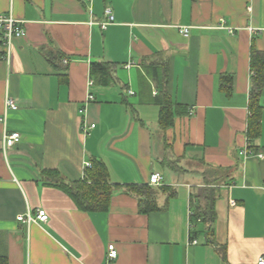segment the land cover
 <instances>
[{
  "label": "crops",
  "instance_id": "obj_1",
  "mask_svg": "<svg viewBox=\"0 0 264 264\" xmlns=\"http://www.w3.org/2000/svg\"><path fill=\"white\" fill-rule=\"evenodd\" d=\"M107 8L114 23L102 30ZM2 16L26 32L8 50L0 29L6 264H259L264 159L239 153L249 144L264 155V89L260 132L254 140L248 135L252 53L264 55V0H0ZM180 27L191 28L188 38ZM58 54L54 65L48 56ZM92 63L108 64L115 81L95 83ZM149 66L163 72L185 112L167 130L158 123ZM7 97L18 110L6 108ZM84 124L95 128L86 133ZM12 132L22 140L8 149L4 136ZM93 160L105 164L114 185L107 212L79 210L44 178L57 170L67 183L78 181ZM154 173L161 186L149 185ZM206 180L217 196L211 239L226 260L207 243L202 223L190 228L191 195ZM148 185L158 209L143 214L128 187ZM39 209L47 223L18 220ZM110 245L118 251L113 261Z\"/></svg>",
  "mask_w": 264,
  "mask_h": 264
},
{
  "label": "trees",
  "instance_id": "obj_2",
  "mask_svg": "<svg viewBox=\"0 0 264 264\" xmlns=\"http://www.w3.org/2000/svg\"><path fill=\"white\" fill-rule=\"evenodd\" d=\"M52 64L60 60L57 56H48ZM251 68L254 71L252 79L251 97L249 103L250 117L248 121V135L254 140L261 127V105L260 97L264 89V55L253 51L251 59ZM147 73L153 77L157 83L158 94L154 98V103L161 109L159 117V126L163 130L172 128L177 117L185 114L183 109L176 103L167 89V80L163 72L157 67H146ZM91 78L95 83L110 85L115 81L112 68L106 63H92L90 68ZM231 93V85L228 86ZM171 166H174L172 164ZM46 184L54 186L66 193L76 204L77 208L84 212H107L110 208L114 185L110 183L109 173L105 164L101 161L93 160L90 167H87L82 179L67 183L61 174L57 171L44 172ZM207 181V180H206ZM213 183L207 181L204 188L194 189L191 195V215L190 223L194 228L202 223L206 227L207 243L213 244L217 250L222 253L226 260V253L219 248L213 237L214 225L217 221L216 211V189ZM128 190L136 193L139 201V210L143 214H148L158 209L154 190L148 186L133 187ZM173 194H169L171 198ZM197 232L194 234L196 238ZM225 250V249H224ZM0 264H6L5 258L0 257Z\"/></svg>",
  "mask_w": 264,
  "mask_h": 264
},
{
  "label": "built area",
  "instance_id": "obj_3",
  "mask_svg": "<svg viewBox=\"0 0 264 264\" xmlns=\"http://www.w3.org/2000/svg\"><path fill=\"white\" fill-rule=\"evenodd\" d=\"M85 1H91V0H85ZM105 15L107 18V21L100 24V27L102 30H106L110 25L114 23V16L112 13V10L110 8H107L105 10ZM0 29L3 30V36H2V47L4 49H10V46L12 44V41L15 38H22L26 36V32L23 27L19 26V22L16 21L12 16H2L0 17ZM190 27H180L179 32L186 38L190 36ZM65 64H68L67 61H64ZM129 68V67H128ZM92 82H90V85ZM133 94V93H131ZM91 100H93V97H90ZM6 108L8 110H18L19 106L15 99L12 97H7L6 99ZM85 110H81V112H84ZM95 125L88 126L87 124L83 125L84 132H88L90 129H94ZM22 136L19 132H12V133H6L4 136V145L6 148L10 149L13 148L16 144L21 142ZM240 156L244 159L250 158V157H258L259 159H264V155L262 153H258L254 151L252 147L248 144L245 148H243L240 151ZM86 167H89L90 164H86ZM163 182V177L158 174L154 173L151 175L149 179V185L151 187H158L161 186ZM191 215V212H190ZM49 219V216L47 212L43 209H39L36 213V216L34 217L31 213H28L27 215H22L18 217V220L30 225L31 223H47ZM193 224L190 223V228H193ZM193 244H197V241H193ZM109 253H108V259L110 261H113L117 259L118 257V251L116 249L115 245L109 246ZM259 264H264V258L262 257L259 260Z\"/></svg>",
  "mask_w": 264,
  "mask_h": 264
}]
</instances>
